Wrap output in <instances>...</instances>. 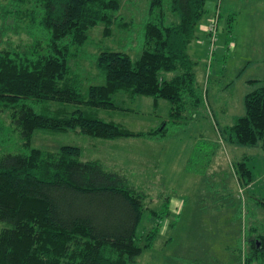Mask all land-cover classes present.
Returning <instances> with one entry per match:
<instances>
[{"label": "trees", "instance_id": "1", "mask_svg": "<svg viewBox=\"0 0 264 264\" xmlns=\"http://www.w3.org/2000/svg\"><path fill=\"white\" fill-rule=\"evenodd\" d=\"M206 1L151 0L141 56L100 52L96 66L105 73L106 83L89 86L86 95L70 60L80 57L89 31L98 24H105L104 36L127 24L117 15L121 0L3 2L0 34L5 26H17L9 32L19 33L24 20L32 41L15 47L0 44V113L10 117L25 149H0V264H131L152 248L158 228L154 225L144 236L138 228L148 210L155 219L169 217L170 198L161 210H150L145 192L130 185L123 174L107 170L100 160L82 159L80 147L42 150L31 147V141L37 129L110 140L169 136V125L182 122L188 108L203 100L190 47L198 37ZM219 13L214 16L218 14V23ZM37 32L38 39L33 37ZM207 36L211 39L210 33ZM250 83L258 86L244 97L245 113L226 132L233 144L264 146V79ZM120 91L132 99L153 97L156 108L160 99L167 100L169 119L136 132L100 117L101 110H126L114 102ZM40 103L41 111L36 108ZM52 104L76 108L68 112ZM3 128L0 125V131ZM249 159L233 165L243 187L255 179ZM257 203L264 208V197ZM248 236L252 238L245 264H264V227L252 225Z\"/></svg>", "mask_w": 264, "mask_h": 264}, {"label": "rangeland", "instance_id": "2", "mask_svg": "<svg viewBox=\"0 0 264 264\" xmlns=\"http://www.w3.org/2000/svg\"><path fill=\"white\" fill-rule=\"evenodd\" d=\"M3 2L0 0V9ZM150 2L121 0L117 15L126 25L114 27L108 36H104L103 23L89 31L82 54L70 60L82 77L85 95L89 86L106 83L105 73L96 66L100 52H124L133 59L141 56ZM205 10L197 27L198 37L190 47L203 100L200 106L188 108L182 122L169 125V136L110 140L75 131L37 129L32 137L31 147L42 150L80 147L82 159L101 160L107 170L123 174L130 185L145 192L150 210H161L165 199L170 198L169 217L158 220L149 210L145 213L138 233L144 236L155 225L158 236L152 248L131 264H245L248 238H252L248 228L254 224L264 227V208L257 203L264 197V146L233 144L226 132L238 116L244 115L245 95L258 86L250 80L264 79V0H207ZM217 11L222 16L212 44L207 30ZM3 19L0 17V27ZM24 25L23 20L19 33L9 32L17 26H5L1 46L30 43L32 38ZM39 33L33 37L38 39ZM114 102L126 110H101L99 116L136 132L154 129L169 119L170 103L165 99H160L156 108L153 97L132 99L120 91L114 95ZM37 105L41 111L43 104ZM52 107L72 112L76 105ZM9 118L0 113L4 127L0 149L25 151ZM246 157H250L255 176L250 187L239 184L233 167Z\"/></svg>", "mask_w": 264, "mask_h": 264}, {"label": "built area", "instance_id": "3", "mask_svg": "<svg viewBox=\"0 0 264 264\" xmlns=\"http://www.w3.org/2000/svg\"><path fill=\"white\" fill-rule=\"evenodd\" d=\"M218 30V19H212L209 26H208V32L211 34V38L214 41L216 39V34Z\"/></svg>", "mask_w": 264, "mask_h": 264}, {"label": "crops", "instance_id": "4", "mask_svg": "<svg viewBox=\"0 0 264 264\" xmlns=\"http://www.w3.org/2000/svg\"><path fill=\"white\" fill-rule=\"evenodd\" d=\"M87 160V159H86ZM101 161V160H100ZM102 162V161H101ZM103 163V162H102Z\"/></svg>", "mask_w": 264, "mask_h": 264}]
</instances>
